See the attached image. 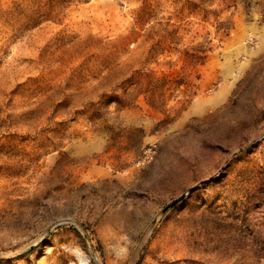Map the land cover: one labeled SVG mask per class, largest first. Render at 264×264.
<instances>
[{
    "label": "rangeland",
    "instance_id": "rangeland-1",
    "mask_svg": "<svg viewBox=\"0 0 264 264\" xmlns=\"http://www.w3.org/2000/svg\"><path fill=\"white\" fill-rule=\"evenodd\" d=\"M0 264H264V0H0Z\"/></svg>",
    "mask_w": 264,
    "mask_h": 264
},
{
    "label": "water",
    "instance_id": "water-1",
    "mask_svg": "<svg viewBox=\"0 0 264 264\" xmlns=\"http://www.w3.org/2000/svg\"><path fill=\"white\" fill-rule=\"evenodd\" d=\"M172 205H170V206H168L166 209H164L161 213H160V215H162L165 211H167L168 210V208H170Z\"/></svg>",
    "mask_w": 264,
    "mask_h": 264
}]
</instances>
